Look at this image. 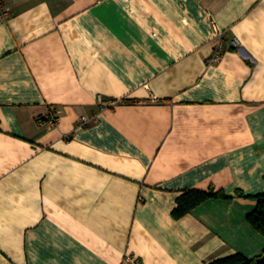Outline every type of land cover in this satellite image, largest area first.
I'll use <instances>...</instances> for the list:
<instances>
[{
  "label": "crops",
  "instance_id": "0c3cea01",
  "mask_svg": "<svg viewBox=\"0 0 264 264\" xmlns=\"http://www.w3.org/2000/svg\"><path fill=\"white\" fill-rule=\"evenodd\" d=\"M2 1L0 264L264 252V0Z\"/></svg>",
  "mask_w": 264,
  "mask_h": 264
},
{
  "label": "trees",
  "instance_id": "16d2710c",
  "mask_svg": "<svg viewBox=\"0 0 264 264\" xmlns=\"http://www.w3.org/2000/svg\"><path fill=\"white\" fill-rule=\"evenodd\" d=\"M214 196L225 195L219 192H215L212 189H185L178 195L171 214L174 218L182 217L185 214L189 213L195 206H197L201 202ZM253 198L255 199V207L247 215V219L253 228L264 235V193L254 195ZM263 253L255 258H247L240 253H235L204 264H257L256 260L261 257Z\"/></svg>",
  "mask_w": 264,
  "mask_h": 264
},
{
  "label": "built area",
  "instance_id": "2783aa9c",
  "mask_svg": "<svg viewBox=\"0 0 264 264\" xmlns=\"http://www.w3.org/2000/svg\"><path fill=\"white\" fill-rule=\"evenodd\" d=\"M0 14L1 16L5 17L8 15V9L5 7L4 3L2 0H0ZM222 45L221 43L217 44L215 53L213 54V56L210 58V61H217L220 57H221V53H222ZM99 100V105L102 109H106L111 105H114L117 101L112 100V101H108V100H103L101 98L98 99ZM57 118V117H56ZM55 119V118H54ZM81 123H85L87 121V119L82 116L79 120ZM136 264H141L140 262H138V260H135Z\"/></svg>",
  "mask_w": 264,
  "mask_h": 264
},
{
  "label": "water",
  "instance_id": "95a60500",
  "mask_svg": "<svg viewBox=\"0 0 264 264\" xmlns=\"http://www.w3.org/2000/svg\"><path fill=\"white\" fill-rule=\"evenodd\" d=\"M256 263L257 264H264V253L261 257H259L257 260H256Z\"/></svg>",
  "mask_w": 264,
  "mask_h": 264
}]
</instances>
